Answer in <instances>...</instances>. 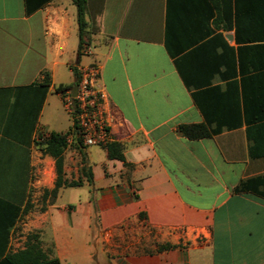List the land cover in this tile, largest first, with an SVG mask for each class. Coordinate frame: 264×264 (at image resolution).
<instances>
[{
  "label": "crops",
  "instance_id": "0c3cea01",
  "mask_svg": "<svg viewBox=\"0 0 264 264\" xmlns=\"http://www.w3.org/2000/svg\"><path fill=\"white\" fill-rule=\"evenodd\" d=\"M84 20L89 56L71 0H0V264L29 231L42 264H264V0H89ZM91 65L123 161L68 145L81 185L37 205L56 179L37 136L72 126L56 89Z\"/></svg>",
  "mask_w": 264,
  "mask_h": 264
},
{
  "label": "trees",
  "instance_id": "16d2710c",
  "mask_svg": "<svg viewBox=\"0 0 264 264\" xmlns=\"http://www.w3.org/2000/svg\"><path fill=\"white\" fill-rule=\"evenodd\" d=\"M75 5L77 10V22H78V37H79V46H78V55H80L81 48L86 44L84 42V36L86 34L87 23L84 20L85 14L88 12L89 0H71ZM34 7H29L26 2V14H30L34 11ZM93 30V27H91ZM74 77L78 79V73L73 69ZM50 86V79L48 74H43V77L38 85L40 90V104L42 103L46 91ZM72 85L70 86H58L56 91L63 94L66 90H71ZM73 126H71L65 133H56L50 132L48 135H38L35 146L38 150L45 155H48L54 160L55 165V174L56 179L54 181V187L50 191L43 190L41 200H45L48 197L54 199L57 195V192L60 188H71L78 187L81 185V179L77 181H67L63 178V154L66 150L67 137L71 134ZM180 136L187 140H200L210 137V133L203 125H184L180 126L177 129ZM80 143L78 140H75L73 143ZM107 152V157L110 160L123 161L121 147L115 143H110L105 148ZM80 174L85 176L86 181L91 185L92 184V174L90 171L86 170L85 167L80 169ZM264 179V177H263ZM246 184L242 183L234 189L235 193H241L245 191ZM33 209V205L29 202H26V208L22 213H28ZM18 215V210H16V217ZM171 248V246H161L160 249ZM45 255L39 249L38 234H28L26 236V242L22 250L17 251L14 254H10L7 257V260L11 264H42L45 261ZM55 264H57L55 262Z\"/></svg>",
  "mask_w": 264,
  "mask_h": 264
},
{
  "label": "built area",
  "instance_id": "2783aa9c",
  "mask_svg": "<svg viewBox=\"0 0 264 264\" xmlns=\"http://www.w3.org/2000/svg\"><path fill=\"white\" fill-rule=\"evenodd\" d=\"M80 53L89 56L91 49L84 45ZM77 91L75 97L68 90L62 98L63 107L72 122V132L67 144L78 140L85 147L106 148L112 141L111 114L104 105L103 92L95 86L99 69L96 65L77 69Z\"/></svg>",
  "mask_w": 264,
  "mask_h": 264
},
{
  "label": "rangeland",
  "instance_id": "374dc122",
  "mask_svg": "<svg viewBox=\"0 0 264 264\" xmlns=\"http://www.w3.org/2000/svg\"><path fill=\"white\" fill-rule=\"evenodd\" d=\"M82 56V55H81ZM64 116H66L67 118H68V115L66 114V112H64ZM81 144V143H80ZM68 145H72V143L71 144H68ZM35 180V178H33V181ZM38 190L40 191V193L38 194L37 192H38ZM31 196H32V199L33 200H38V202H37V205H40V201H41V196H42V192H41V190H40V188H38L37 189V187L34 185V187H31ZM46 199H48V200H52V198L51 197H48V198H46ZM45 199V200H46ZM44 200V201H45ZM36 210H42V208H37ZM21 230V227L19 228V230L18 231H20ZM35 233H37L36 231H29L28 232V234H35ZM18 242H15V244H17Z\"/></svg>",
  "mask_w": 264,
  "mask_h": 264
},
{
  "label": "water",
  "instance_id": "95a60500",
  "mask_svg": "<svg viewBox=\"0 0 264 264\" xmlns=\"http://www.w3.org/2000/svg\"><path fill=\"white\" fill-rule=\"evenodd\" d=\"M77 91V79L74 80L72 88H71V96L75 97Z\"/></svg>",
  "mask_w": 264,
  "mask_h": 264
}]
</instances>
